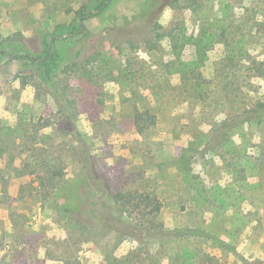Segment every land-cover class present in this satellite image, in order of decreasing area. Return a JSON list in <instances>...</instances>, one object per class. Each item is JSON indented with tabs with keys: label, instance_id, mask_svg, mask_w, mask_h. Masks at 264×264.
<instances>
[{
	"label": "rangeland",
	"instance_id": "1",
	"mask_svg": "<svg viewBox=\"0 0 264 264\" xmlns=\"http://www.w3.org/2000/svg\"><path fill=\"white\" fill-rule=\"evenodd\" d=\"M103 1L0 0V48L43 57L55 35L58 62L50 85L21 88L24 67L0 55L3 162L20 164L28 122L43 115L53 125L35 127L28 145L63 172L48 198L31 195L33 177L14 179L6 196L0 187V264H237L206 236L170 231L198 227L246 257L264 244V174L237 150L256 155L264 126L239 138L221 130L236 86L264 99V0H110L97 10ZM78 11L91 12L83 33ZM103 183L156 194L155 229H132Z\"/></svg>",
	"mask_w": 264,
	"mask_h": 264
},
{
	"label": "trees",
	"instance_id": "2",
	"mask_svg": "<svg viewBox=\"0 0 264 264\" xmlns=\"http://www.w3.org/2000/svg\"><path fill=\"white\" fill-rule=\"evenodd\" d=\"M109 2L110 0H104L97 7V10L104 8ZM174 2H177V0H174ZM90 13L91 12L86 14L82 11L76 12L77 22L82 30L79 33H83L85 30L83 22L87 19ZM156 27L158 29L160 28L159 25L154 26L152 38H155L157 42L160 40L161 34L156 31ZM55 38V35L51 36V45ZM147 42L149 41L146 40L144 43ZM51 45L48 47L43 57H34L29 53L12 56L7 50L0 48V55L7 56L8 61L16 59L24 67L26 74L21 78V88H24L30 84L36 88H39V86L44 84L50 85V76L58 67L57 58ZM256 71L259 73L258 77H264V68H256ZM235 93L236 94L234 95L233 100L234 116L226 121L229 123V126H222L221 130H223L222 134H224V128H228L226 131L234 132V136L239 138V132L248 126H256L257 128L264 126V99H257L249 102L248 99L241 97L242 90L241 87L238 86L235 87ZM145 117L146 119H150V125H155V115L150 116L145 114ZM224 123L225 122L222 124ZM28 124L30 127L32 126V128L28 129L26 132V141L28 144L31 143V140L33 141L35 139L34 137L39 135V131H36L34 129L35 127L39 126L43 135L42 131L51 128L53 125L51 118L44 117L43 115H40L35 123L29 121ZM145 127L146 126L144 124H136L137 133L140 135L143 134ZM263 138L260 136L261 141L254 145L256 155H254L252 152L247 154V148L243 145L241 147L239 146L237 150L239 149L241 151L242 158L249 160L251 158L255 159V162H258L257 166L260 167L261 172L264 174ZM28 144L25 142L24 146L22 147V158L19 165H14L13 163H8L6 161L3 162L5 156L9 155V148L5 145H0V187H2L1 190L3 196L7 195V189L12 186V181L14 179L22 180L26 177H33L31 181H33L36 185L34 186L33 183H29V189H31L29 191L31 192V195L34 194L33 192H35V198H38L39 196L48 198L54 194V190L56 189V181L61 179L63 176V172L60 168H58L57 160L53 154L47 151L46 148L39 149L37 146L30 147ZM243 171H245L244 168ZM26 183H21L18 187V190H21ZM102 186L106 188V191H110L109 199L113 205L116 206L123 215L126 214V218H131L129 220L131 222L130 226L132 229L137 228L142 231L144 229H147L148 231L155 229L153 219H155L160 214L163 208V202L156 194L134 188H121L115 192H112L109 187L106 186V183H103ZM191 201L195 202L196 200L194 197H192ZM118 223L120 222L118 221ZM146 226L149 228H146ZM151 227L154 229H151ZM249 229L250 234L252 233L259 235V229L257 227ZM170 233H185L194 238H197V235L206 236L210 238L212 243H216V249L219 251H230L235 257V262L237 264H264V244H261L258 248H248V245L245 251L250 252L253 255L246 257L240 252L238 248L239 246L237 247V245L230 244L221 238H215L214 236L207 235L198 227L176 229L170 231ZM130 234H132V230H130ZM256 249L260 251L259 254H256ZM115 264L134 263H132L131 258L124 257L121 259L117 258L115 260Z\"/></svg>",
	"mask_w": 264,
	"mask_h": 264
}]
</instances>
